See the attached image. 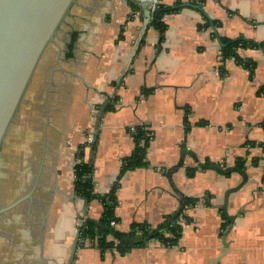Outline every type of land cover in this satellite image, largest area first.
I'll return each instance as SVG.
<instances>
[{"label":"crops","instance_id":"0c3cea01","mask_svg":"<svg viewBox=\"0 0 264 264\" xmlns=\"http://www.w3.org/2000/svg\"><path fill=\"white\" fill-rule=\"evenodd\" d=\"M131 1L141 0H79L59 33V59L51 46L36 72L22 130L32 146L26 163L46 144L38 209L31 224L20 216L11 237H0V264H68L81 219L98 222L101 203L74 190L79 151L96 193L118 183L119 231L155 228L177 213L182 232L174 247L150 240L124 255L86 242L72 264H264V0H162L179 10L162 17L163 34L149 22L129 58L144 19ZM241 38L254 45L237 51L253 71L222 57L223 40ZM136 127L152 134L147 166L118 181ZM199 163H240L248 178L228 199L236 218L226 252L224 194L241 177Z\"/></svg>","mask_w":264,"mask_h":264},{"label":"water","instance_id":"95a60500","mask_svg":"<svg viewBox=\"0 0 264 264\" xmlns=\"http://www.w3.org/2000/svg\"><path fill=\"white\" fill-rule=\"evenodd\" d=\"M78 3L79 0H0V166L5 144L10 133L15 129V126L17 127L18 117L27 99L36 72L51 46L59 48L57 60L59 59L61 54V49L58 46L59 33ZM151 4L152 0L140 1L144 19L140 34L134 43L129 58L137 49L153 14L159 13L158 9L154 10V13L149 10L148 7ZM196 8L201 9L199 6ZM94 142L93 140L92 143ZM26 149L29 150L27 143L24 145L22 152H25ZM93 149L94 147L91 149L90 159H92ZM45 154L46 144L44 140L42 149H36L32 160L26 163V173L30 175L29 180L32 178L31 181L28 180L22 185L25 188L13 200L7 204H0V222L20 206L28 203L27 208L22 211L20 216L25 217L26 221L31 224L33 206H38V203L34 202V196L40 190L41 176L46 159ZM198 167L213 170L224 176L236 173L241 177L240 183L228 189L224 194L223 210L228 220V228L223 237L224 252H226L228 248L225 242L226 236L236 218L235 215L228 216L226 214L228 199L231 194L236 193L246 184L248 178L237 167L224 170L219 166L204 163H199ZM0 194L1 199L2 193ZM84 221L93 224L98 229H103L94 220L81 219L71 246L68 264L73 262L78 246L80 228ZM216 261L217 259L213 263Z\"/></svg>","mask_w":264,"mask_h":264},{"label":"trees","instance_id":"16d2710c","mask_svg":"<svg viewBox=\"0 0 264 264\" xmlns=\"http://www.w3.org/2000/svg\"><path fill=\"white\" fill-rule=\"evenodd\" d=\"M160 0L157 9L159 13L153 14L150 20V26L158 29L162 34L164 32V25L161 21L166 13H173L179 10L176 6H165ZM130 6L132 10L140 11L141 7L138 3L131 1ZM206 26L214 25V23L206 22ZM204 25V26H205ZM205 26V27H206ZM254 46L251 42L244 39L238 40H223V48L221 49L222 57H233L237 63L243 67L253 71L254 63L242 60L237 51L241 48ZM133 137L135 140V149L130 159L124 161L121 171L118 175V181L123 174L131 169L141 166H147L145 161L146 150L149 146L151 137L148 132H145L143 127L134 128ZM83 151H79L77 158L81 160L80 163L74 166V190L76 194L86 200H98L102 205V213L98 220L103 229L96 228L93 224L84 222L80 228V236L78 245H83L86 242L96 245V247L103 254L106 251H115L120 255H124L137 247H143L150 240H158L163 246L167 248L174 247L181 237L182 228L177 224L179 214H175L162 223L161 225L152 228L147 224L133 223L129 230L121 232L116 228L118 219L115 216V208L117 206L116 191L118 183L115 182L111 190L103 195L98 194L94 190V183L91 179V168L84 160ZM243 171V164L237 166ZM185 204H193L194 201L184 200ZM114 223V224H112Z\"/></svg>","mask_w":264,"mask_h":264},{"label":"rangeland","instance_id":"374dc122","mask_svg":"<svg viewBox=\"0 0 264 264\" xmlns=\"http://www.w3.org/2000/svg\"><path fill=\"white\" fill-rule=\"evenodd\" d=\"M36 84H38L37 79L35 85ZM34 91L35 88L30 91L28 98L24 104L25 106L22 108L18 117L17 127L15 126V129H13V131L10 133L3 150L2 162L0 166V193H2V198L0 199L1 205L7 204L9 201L13 200L18 195V193L25 188L22 187V185L26 183L30 178V175L26 173L25 161L28 149H26L25 152H22L24 149V145H26L28 136L27 134L25 136L22 127L25 126L26 109L32 102ZM38 94L39 93H37V95ZM40 97L38 96V100H36L35 104L33 105L34 116L35 114H38L39 108H42ZM39 103L41 104L39 105ZM29 150H31V148H29ZM31 176L33 177V175ZM31 179L29 181H31ZM34 202L37 203V200ZM24 208H26V204L20 206L16 211L7 215L4 220L0 222V234L4 236V239H9L11 237L13 228L18 223V217L20 216V214H22ZM35 209L37 210L38 207L33 206V210ZM0 259H2L1 254Z\"/></svg>","mask_w":264,"mask_h":264},{"label":"built area","instance_id":"2783aa9c","mask_svg":"<svg viewBox=\"0 0 264 264\" xmlns=\"http://www.w3.org/2000/svg\"><path fill=\"white\" fill-rule=\"evenodd\" d=\"M159 3H160V0H152V4L149 5V7H148L149 10H150L152 13H154V10L157 9ZM132 131H133V130H132ZM149 135L152 136V134H149ZM75 161H76L75 165L81 162L80 159H77V160H75ZM74 178H75V173H74ZM112 224H114V223H112Z\"/></svg>","mask_w":264,"mask_h":264}]
</instances>
